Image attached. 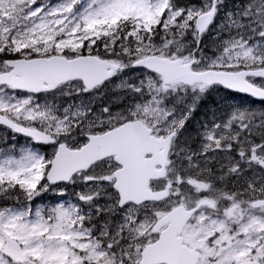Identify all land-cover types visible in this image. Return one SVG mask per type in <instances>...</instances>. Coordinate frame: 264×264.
<instances>
[{
	"label": "snow or ice",
	"instance_id": "1",
	"mask_svg": "<svg viewBox=\"0 0 264 264\" xmlns=\"http://www.w3.org/2000/svg\"><path fill=\"white\" fill-rule=\"evenodd\" d=\"M0 132V264H264V0H0Z\"/></svg>",
	"mask_w": 264,
	"mask_h": 264
},
{
	"label": "rangeland",
	"instance_id": "2",
	"mask_svg": "<svg viewBox=\"0 0 264 264\" xmlns=\"http://www.w3.org/2000/svg\"><path fill=\"white\" fill-rule=\"evenodd\" d=\"M205 43H210V37L205 38ZM235 96H236V99L234 101H230V102L236 103V104H243L246 106L251 104L252 107H256V108L261 107L260 103L252 102L249 99L241 98L238 95H235ZM215 98L219 99V97H215ZM203 111H205V109H201V114H198L196 117L197 120L203 119V116H202ZM193 126H195V123L193 124ZM2 134L3 133L0 132V135H2ZM17 140H18V144H24L25 143V140L23 138H21V139L17 138ZM44 150L50 151V149H43L42 151H44ZM55 200H56V197H54L51 193H49V194H46L45 196H43L42 198L38 199L36 203L41 204L42 206H47V205L53 203Z\"/></svg>",
	"mask_w": 264,
	"mask_h": 264
}]
</instances>
